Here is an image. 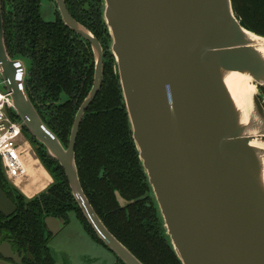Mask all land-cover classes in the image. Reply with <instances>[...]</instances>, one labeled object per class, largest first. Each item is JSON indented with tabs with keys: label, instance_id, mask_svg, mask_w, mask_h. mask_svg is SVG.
Wrapping results in <instances>:
<instances>
[{
	"label": "water",
	"instance_id": "95a60500",
	"mask_svg": "<svg viewBox=\"0 0 264 264\" xmlns=\"http://www.w3.org/2000/svg\"><path fill=\"white\" fill-rule=\"evenodd\" d=\"M60 2L64 20L91 40L96 56L94 85L68 146L27 94L23 62L8 54L0 0V66L12 92L10 110L64 168L106 247L125 264H145L107 227L81 183L76 144L103 83V49ZM103 15L133 138L177 257L182 264H264V35L243 25L233 0H104ZM239 78L256 86L248 109L231 89ZM17 209L0 185V212L10 217ZM46 222L54 235L65 227L64 219ZM0 258L23 260L1 237Z\"/></svg>",
	"mask_w": 264,
	"mask_h": 264
},
{
	"label": "trees",
	"instance_id": "16d2710c",
	"mask_svg": "<svg viewBox=\"0 0 264 264\" xmlns=\"http://www.w3.org/2000/svg\"><path fill=\"white\" fill-rule=\"evenodd\" d=\"M101 2L105 78L79 130L76 153L80 179L107 227L145 264H182L166 235L133 138L116 58L111 51L112 37L104 20V0ZM38 3L39 0L30 2L26 27L19 35L15 33L12 39L7 34V45L15 57L30 56L38 63L51 85L54 100H58L62 91L68 95L67 101L57 103V112L52 117L40 113L62 143L68 146L77 110L93 84V63L87 69L83 68L79 56L88 54L92 58L93 55L90 48L79 46L71 39L61 22L44 21ZM233 5L244 26L264 35V0H233ZM18 29L14 27L13 30L18 32ZM16 39L23 44H18ZM27 90L36 106L28 84ZM10 113L19 119L13 111ZM23 132L34 143L38 157L54 182L43 192L28 198L0 172V185L18 206L10 217L0 212V235L4 233L12 239L20 251L27 252L30 245L35 260L26 258L22 264H57L48 244L51 234L46 229L45 218L49 215L66 218L69 211L76 210L87 233L106 246L78 205L59 161L50 156L46 147L25 127ZM118 260L125 264L120 258Z\"/></svg>",
	"mask_w": 264,
	"mask_h": 264
},
{
	"label": "flooded vegetation",
	"instance_id": "af4514ba",
	"mask_svg": "<svg viewBox=\"0 0 264 264\" xmlns=\"http://www.w3.org/2000/svg\"><path fill=\"white\" fill-rule=\"evenodd\" d=\"M31 1H36V0H1L2 17H3L4 34H5V36H4L5 37V45H6L8 54L12 59L20 60L23 62V68L22 69L25 73V82H24L25 83V90H26L27 94L29 95L28 90H27V84H28V88L30 89V92L33 96V99H34L37 107L34 105V103H33V105L35 106L36 109L38 108L37 111L39 114L41 113L45 117L50 118L53 116V114H55L57 112V109H56L57 103H62V102L67 101L69 98L68 95L62 91L59 93L58 100L57 101L54 100V96L52 95V91H51V85L48 83L47 77L43 74V70L39 69L38 63L36 61L33 62V59L30 56H27L24 58L15 57V54L11 53V51L7 45V34H8V38L12 39L15 37V35H14L15 33L16 34L18 33L17 35H19L22 32V29L26 27L27 16H28L27 15L28 6H29ZM47 1L51 4L55 17L52 20H48L44 17V14H43V2H44V0H39L38 10L41 14V17L44 19V21L50 22V23L61 22L67 28L68 33L71 36V39H73L75 43H78L79 46H83L86 49L90 48V50H91L90 52L93 55L92 58H90L89 55L87 54L86 57L85 56H79V59L83 63L82 67L86 68V69L89 66H92V63H93V71H94L93 72V84H92V87H93L94 80H95V72H96V56H95L94 45L90 39H88L86 36L81 34L75 28L71 27L64 20L63 14H62V8H61L62 4L60 1H62L63 5L65 6V8L69 12V14L72 16V18L75 21H77L79 24L84 26L86 29H88L97 38V40L99 41V43L101 44L102 49H103V62H104V67H105L106 49H105V46L103 43V28H104V26L101 22L102 21L101 20V6H102L101 0H47ZM20 25L22 27H20L18 29V27ZM14 27L16 29H18V32H15L13 30ZM16 41L18 44H23L22 41H19L17 39H16ZM27 62L29 63L28 65H27ZM84 77H86V75H84ZM104 78H105V72H104L103 83H102L101 89H102L103 84H104ZM0 81L4 85L5 79L2 75L1 66H0ZM92 87H91V89H92ZM5 89L10 93V95H12L11 91H9L6 87H5ZM91 89H90V91H91ZM101 89L98 91L97 95L95 96V98L93 99V101L91 102L89 107L86 109L85 114L89 111L92 103L94 102V100L98 96ZM89 92H88V94H89ZM88 94L86 95V97L88 96ZM29 97H30V95H29ZM85 98H84V100H85ZM30 99H31V97H30ZM31 101H32V99H31ZM83 101H82V103H83ZM82 103L80 104V106L82 105ZM80 106H79L77 112L79 111ZM85 114H84V116H85ZM28 141L30 144V151H31L32 157L39 159V161L41 162L40 158L38 157L37 151L35 149L34 143L30 139H28ZM76 148H77V144H76ZM76 161H77V153H76ZM0 172H3L6 175V177L8 178L7 174L5 173V171L3 169H1ZM53 182H54V178H53V181L49 185H47L45 187V189H43L41 192L46 190ZM68 182H69V180H68ZM69 185H70V183H69ZM41 192H39V193H41ZM39 193H37L36 195H38ZM36 195H34V196H36ZM34 196H32V197H34ZM27 197L32 198L29 196H27ZM72 213H74L76 215V217L79 219V221H81L76 210L69 211L66 218L59 217L56 215L46 216L45 224H46L47 231L51 234L50 240L52 238L56 237L61 231L57 235H54L53 232L51 231V229L47 225V222H46L47 219L49 217H54L57 219H64L65 220V226H66L71 221V214ZM82 224H83L85 230L87 231L85 224L83 222H82ZM53 225L55 227V224H53ZM0 237H1L2 241H9L12 245L13 250L15 252H19V254L21 256H23L22 263L24 262V260L26 258H29L32 261L35 260V257L31 252L30 245H28V247H27V252L26 251H20L14 246L12 239H8L4 235V233L1 234ZM29 251L32 255V258L28 254ZM116 259H117L116 264H121V262L118 260V258H116ZM9 261L13 262V260H9Z\"/></svg>",
	"mask_w": 264,
	"mask_h": 264
},
{
	"label": "rangeland",
	"instance_id": "374dc122",
	"mask_svg": "<svg viewBox=\"0 0 264 264\" xmlns=\"http://www.w3.org/2000/svg\"><path fill=\"white\" fill-rule=\"evenodd\" d=\"M43 14L48 20H52L55 17L53 8L47 0L43 2ZM2 88H5L3 83ZM259 93L260 97L264 100V92L261 90ZM24 136L26 139H29V135L25 132ZM9 180L12 181L11 179ZM48 244L57 264L117 263V257L114 253L106 246L96 242L87 233L82 222L79 221L74 213L71 214V221ZM4 263L6 261L0 258V264Z\"/></svg>",
	"mask_w": 264,
	"mask_h": 264
},
{
	"label": "built area",
	"instance_id": "2783aa9c",
	"mask_svg": "<svg viewBox=\"0 0 264 264\" xmlns=\"http://www.w3.org/2000/svg\"><path fill=\"white\" fill-rule=\"evenodd\" d=\"M11 101L10 93L0 81V160L8 178L15 180L26 176L27 160L32 155L22 124L10 113Z\"/></svg>",
	"mask_w": 264,
	"mask_h": 264
},
{
	"label": "bare ground",
	"instance_id": "6f19581e",
	"mask_svg": "<svg viewBox=\"0 0 264 264\" xmlns=\"http://www.w3.org/2000/svg\"><path fill=\"white\" fill-rule=\"evenodd\" d=\"M231 89L243 107L248 109L250 104V95L256 91L255 84L247 78H239L231 83ZM29 158H31L29 170L32 174L31 177L33 178V186H35L36 190L45 187L50 181L49 176L43 168L36 167L37 160H34L31 156Z\"/></svg>",
	"mask_w": 264,
	"mask_h": 264
},
{
	"label": "crops",
	"instance_id": "0c3cea01",
	"mask_svg": "<svg viewBox=\"0 0 264 264\" xmlns=\"http://www.w3.org/2000/svg\"><path fill=\"white\" fill-rule=\"evenodd\" d=\"M32 157V156H31ZM33 158V157H32ZM34 160H37L36 167L37 168H43L45 170L46 174L49 176L50 181L48 182L47 185H49L53 181L52 175L49 173V171L43 166V164L39 161V159L34 158ZM31 164V158H28L27 160V174L24 177L17 178L15 180H12L13 183L20 188L27 196L32 197L36 195L37 193L41 192L45 187L40 188V189H35L34 183H33V178L31 177L32 174L29 170ZM39 165V166H38ZM38 175V174H37ZM7 264V263H4Z\"/></svg>",
	"mask_w": 264,
	"mask_h": 264
}]
</instances>
